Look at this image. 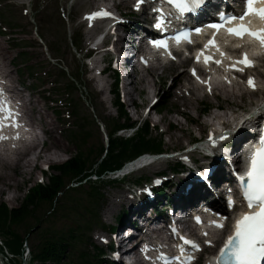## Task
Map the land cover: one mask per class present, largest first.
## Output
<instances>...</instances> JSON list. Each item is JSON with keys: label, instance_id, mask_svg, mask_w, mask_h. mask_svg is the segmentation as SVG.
<instances>
[{"label": "rangeland", "instance_id": "1", "mask_svg": "<svg viewBox=\"0 0 264 264\" xmlns=\"http://www.w3.org/2000/svg\"><path fill=\"white\" fill-rule=\"evenodd\" d=\"M30 1V0H28ZM94 5H88V6H83L81 1H78V5L76 6L75 9L71 11V15L75 14H80L83 11H85L87 8L93 7ZM21 33V32H18ZM51 37H61V32H59V29L56 28L55 31H52V36ZM3 55L5 57V64L7 65L8 70L10 71L11 74V79L16 82L18 81L16 75H15V70L13 69V64H12V59L14 57V52L13 50L9 47V45L6 43V38H0V57ZM2 58V57H1ZM41 60L45 61V56L43 53L39 57ZM179 70L177 69H164V70H157L154 71L151 76H146L145 81L139 88H145V92L142 98L133 96L132 98L136 100V104L142 108V110L147 107L152 99L150 97V92H154L155 90L163 89L165 91L167 89V81L176 73H178ZM28 85V84H26ZM22 90V89H21ZM257 95H244L241 98L233 99L232 100H227V101H222L220 99L219 102H216L210 98L204 99V102L210 103L212 108L216 107L217 104L222 105L223 110L225 111H235L237 107L239 106H246L247 108H250V102L255 100L254 98ZM32 98V104L33 106H30V108H40L42 111V122H44L45 127H51L55 131V140L58 146V150H53L52 148L48 147L47 144H45L48 148H43L41 150H37V152L33 153V156L30 157L26 163L23 164V162L15 167L16 170V175H12L9 173V171H1L0 174V203H6L9 207H17L19 206L20 202L22 201L27 189H29L35 182L38 181L40 177V169L41 165L46 164L45 161H47L49 164L47 165H54L58 163H62L66 161L71 155L74 154L75 150L73 147L69 146L66 147V144L64 140H62L59 130L60 127L58 124L55 122L54 117L51 115V113L46 109V106L43 104V102L36 96V95H31ZM166 99H164L163 102H165ZM169 103V102H168ZM102 105V104H101ZM169 105H172L169 103ZM186 107V115L184 117L188 119L189 117H192L197 124H200L202 122H205L207 119H209V116L211 114H218L215 110H211L208 112L206 116H201L199 115L198 111L201 109V105L192 102V104H189ZM154 109V108H153ZM174 107H170V111L167 113H162L160 116L154 115V112H152V115L147 117L145 114L143 117H139L140 120L142 119H147L149 123L151 124H156V120H160L161 125V130H165L166 126H169V124H172L174 126L173 129H170L167 131L165 136H161L163 138V141L166 146L172 148L174 150L180 149L184 147V145L188 142L189 138L194 137V134L191 133L190 131H193L195 134L199 133L197 130V124L194 125H189L184 121L183 118H181L178 113L174 114ZM104 112V111H103ZM134 110L128 109V113L130 114L129 116H134L133 114ZM178 112V111H176ZM107 114L109 115H115V111L112 110L110 107L107 109ZM99 122H101V118L98 119ZM195 122V123H196ZM49 130V129H48ZM100 131H97L93 133V138L91 141V144L97 148L101 143L103 144V132L101 131V128L99 129ZM40 153L39 157V164L36 165V172H32V168L34 166V161L38 157V154ZM53 154V155H51ZM25 161V160H24ZM165 168H168L166 166ZM159 169H153L152 171H157ZM100 185V184H98ZM104 191V192H103ZM103 194L106 200V203L104 205V208L101 210L100 213V218L101 221H105V215L104 211L106 210L107 205L110 203V201L113 198H117V195L120 194V192L112 190L111 187H108L107 185H104L103 187ZM82 195H78L75 193H69L66 195L64 198V207L62 209H59L55 212V216L53 217L52 214L48 215L50 213L48 206L42 207V209L39 211L38 215L40 218H43L45 221L44 228H45V233L57 236V235H62L66 234L71 228L76 227L79 223H84L85 222V207L87 203L89 202L88 199L83 200ZM83 200V201H82ZM81 220V222H80ZM95 231V230H94ZM93 231V232H94ZM40 238H35V236H32L30 241L35 243L37 240ZM93 240V239H92ZM97 243V240L95 241ZM98 245V244H96ZM8 258H11L9 255ZM12 259V258H11ZM0 264H17V261L15 258H13L11 261L7 262V260L0 254Z\"/></svg>", "mask_w": 264, "mask_h": 264}, {"label": "trees", "instance_id": "2", "mask_svg": "<svg viewBox=\"0 0 264 264\" xmlns=\"http://www.w3.org/2000/svg\"><path fill=\"white\" fill-rule=\"evenodd\" d=\"M146 133L147 128L145 126L137 138L132 141L126 143L119 140H112L109 145V155L101 166V170H111L119 167L126 156L144 149L148 145V142L144 138ZM82 145L77 146L78 151L75 157L68 164L61 167L62 175L53 178L49 187L37 189L36 192L27 196L18 208L8 209L4 203L0 204V235L5 237V246L10 252L19 254L23 242L26 240L29 241V239H26L27 235L36 233L39 236H36V238L40 239L33 248L31 247L33 260L39 264H64L65 254L70 243L73 242L68 241L75 239V237L71 236L72 233L51 236L41 231L40 224L42 223V219L35 218V214L42 203L52 205L57 192L63 186L64 178L69 177V179H72L80 176L84 170L85 172L92 170L93 166L88 161L87 155L94 153V150L91 147L87 148L86 145L82 147ZM101 170L99 166L98 173L102 172ZM60 202V200H56V204ZM35 228L37 230L34 233L31 232Z\"/></svg>", "mask_w": 264, "mask_h": 264}, {"label": "snow or ice", "instance_id": "3", "mask_svg": "<svg viewBox=\"0 0 264 264\" xmlns=\"http://www.w3.org/2000/svg\"><path fill=\"white\" fill-rule=\"evenodd\" d=\"M258 2L264 3V0H247L248 11L240 17H231V19L243 21L245 16L250 13H255L261 19H264V8H253V5ZM183 3L185 5L188 3L199 5L200 0H183ZM99 15H108V13L92 14L93 17ZM211 27L220 28L221 25L214 24ZM228 32L237 37H242L247 34L259 41L261 47H264V29L252 31L241 23L235 28H229ZM214 45L215 41L210 40L206 47ZM220 54L221 56L224 55L223 52ZM197 59L199 60V56ZM210 59L211 57L204 56L205 63H208ZM215 63L220 64L221 61L216 60ZM237 63L251 66L252 62L248 59L247 53H244L243 58L237 61ZM248 85L249 87L255 88L254 81L251 77H249ZM2 110L0 108V111ZM261 110L264 111V109ZM225 138V135L222 133L220 139L223 140ZM0 139H3V137H0ZM248 161L246 187L243 197L247 202L248 208L252 211L243 214L236 220L233 234L227 238V241L221 249V259L224 264H260L261 259H264V135L260 137L259 145L251 152ZM217 227L223 226L218 224Z\"/></svg>", "mask_w": 264, "mask_h": 264}, {"label": "bare ground", "instance_id": "4", "mask_svg": "<svg viewBox=\"0 0 264 264\" xmlns=\"http://www.w3.org/2000/svg\"><path fill=\"white\" fill-rule=\"evenodd\" d=\"M154 71L156 70V69H153ZM261 75H263V74H261ZM215 89H216V91H217V93L219 94V95H221L222 97H224V98H228V99H230V100H233L235 97H236V95L233 93V90H229L226 86H223V85H221V84H216V87H215ZM251 93V92H250ZM184 102H186V100H184ZM187 103V102H186ZM227 112L226 111H224V113H219V114H211V116H209V119H207L205 122H202L201 123V125L200 124H197V127L199 128H201V127H203V126H205V125H210V124H213L214 123V121L215 120H225V121H227L228 123H230L231 122V120L230 119H228V117H227ZM209 115V114H208ZM31 149H35V147H33V148H31ZM51 155H53V154H51ZM39 157H40V153L38 154V157L36 158V160L34 161V163H35V165H37L38 164V162H39ZM45 162H47V161H45ZM15 166V165H14ZM114 203H111L110 205H109V207H108V209H107V211H106V215H111L112 214V212L114 211Z\"/></svg>", "mask_w": 264, "mask_h": 264}]
</instances>
